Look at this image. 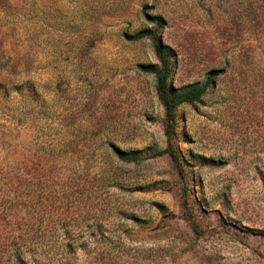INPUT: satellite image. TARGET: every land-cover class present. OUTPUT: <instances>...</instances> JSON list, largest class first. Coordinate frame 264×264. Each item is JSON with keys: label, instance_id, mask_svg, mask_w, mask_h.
I'll list each match as a JSON object with an SVG mask.
<instances>
[{"label": "rangeland", "instance_id": "obj_1", "mask_svg": "<svg viewBox=\"0 0 264 264\" xmlns=\"http://www.w3.org/2000/svg\"><path fill=\"white\" fill-rule=\"evenodd\" d=\"M0 83V264H264V0H0Z\"/></svg>", "mask_w": 264, "mask_h": 264}, {"label": "trees", "instance_id": "obj_2", "mask_svg": "<svg viewBox=\"0 0 264 264\" xmlns=\"http://www.w3.org/2000/svg\"><path fill=\"white\" fill-rule=\"evenodd\" d=\"M152 20L153 24H155L157 28H142L136 31L133 39L135 41L143 39H149L151 41L157 64L154 66L140 64L137 68L142 72L149 73L154 76L155 92L164 110V135L167 142V148L158 155L167 154L178 167L180 165V161L179 158L176 157L173 150L174 147L172 146V140H174L175 137V111L181 105L200 103L212 84L214 77L218 75V71L214 70L210 72L201 84L182 90H175L172 88V86L169 85V80L176 64V54L170 47L166 46L162 42L159 34H157V30L159 31L165 25L163 19L161 17H155ZM0 89H5V86L1 83ZM111 148L121 161L127 163H139L144 159L134 152L122 151L114 145H112ZM179 172L182 177L180 169Z\"/></svg>", "mask_w": 264, "mask_h": 264}]
</instances>
